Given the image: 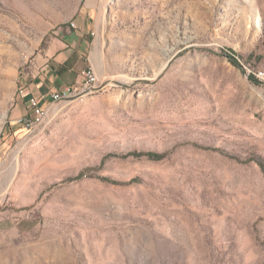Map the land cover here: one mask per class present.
Listing matches in <instances>:
<instances>
[{"label": "rangeland", "instance_id": "obj_1", "mask_svg": "<svg viewBox=\"0 0 264 264\" xmlns=\"http://www.w3.org/2000/svg\"><path fill=\"white\" fill-rule=\"evenodd\" d=\"M80 13L96 88L13 124ZM0 264H264V0H0Z\"/></svg>", "mask_w": 264, "mask_h": 264}, {"label": "crops", "instance_id": "obj_2", "mask_svg": "<svg viewBox=\"0 0 264 264\" xmlns=\"http://www.w3.org/2000/svg\"><path fill=\"white\" fill-rule=\"evenodd\" d=\"M76 29L68 27L54 32L44 54L37 59V69L27 80L28 93L18 101L13 124L30 114L28 102L39 101L42 109L53 106V95L75 84L78 75L88 67H94L98 27L96 19L88 13H80L74 21ZM20 98V97H19Z\"/></svg>", "mask_w": 264, "mask_h": 264}, {"label": "built area", "instance_id": "obj_3", "mask_svg": "<svg viewBox=\"0 0 264 264\" xmlns=\"http://www.w3.org/2000/svg\"><path fill=\"white\" fill-rule=\"evenodd\" d=\"M70 27L72 29H76V25L74 22L70 23ZM36 65L35 63H31L29 69L35 70ZM28 76H24L21 83V98L20 100H24L28 93V86H27ZM98 84V76L94 69V67H88L87 69L83 70L77 77V80L74 85L67 87L62 92L55 93L53 95L54 103H58L65 99H70L72 97L80 96L86 92L92 91L96 88ZM28 107L30 109V114L26 117H23L19 120L20 124H37L41 123L47 110L42 109L39 105V101L36 99H31L28 102Z\"/></svg>", "mask_w": 264, "mask_h": 264}, {"label": "trees", "instance_id": "obj_4", "mask_svg": "<svg viewBox=\"0 0 264 264\" xmlns=\"http://www.w3.org/2000/svg\"><path fill=\"white\" fill-rule=\"evenodd\" d=\"M232 61V63L235 65V66H237V67H240L241 68V66L239 65V63L235 60V59H231ZM253 82H257L256 80H254V79H251ZM150 157H152V158H157V155H155V154H152V153H149L148 154Z\"/></svg>", "mask_w": 264, "mask_h": 264}, {"label": "bare ground", "instance_id": "obj_5", "mask_svg": "<svg viewBox=\"0 0 264 264\" xmlns=\"http://www.w3.org/2000/svg\"><path fill=\"white\" fill-rule=\"evenodd\" d=\"M104 13H105V8H104ZM101 64V63H100ZM19 96L21 98V89L19 90Z\"/></svg>", "mask_w": 264, "mask_h": 264}]
</instances>
